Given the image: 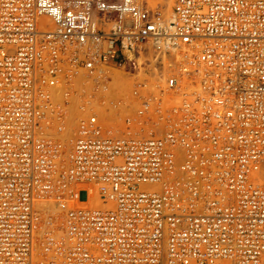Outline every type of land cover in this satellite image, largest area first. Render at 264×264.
Here are the masks:
<instances>
[{
  "label": "built area",
  "instance_id": "built-area-1",
  "mask_svg": "<svg viewBox=\"0 0 264 264\" xmlns=\"http://www.w3.org/2000/svg\"><path fill=\"white\" fill-rule=\"evenodd\" d=\"M0 264H264V0H0Z\"/></svg>",
  "mask_w": 264,
  "mask_h": 264
},
{
  "label": "rangeland",
  "instance_id": "rangeland-1",
  "mask_svg": "<svg viewBox=\"0 0 264 264\" xmlns=\"http://www.w3.org/2000/svg\"><path fill=\"white\" fill-rule=\"evenodd\" d=\"M173 3L174 0H144L145 6L148 9H150L152 12L159 13V15L163 19H169L171 15ZM149 56L150 55L148 54L142 55L140 58L138 57L139 59H135L134 62L128 64L125 69L116 68L114 70L115 76L112 79L113 83H111V89H112L111 92L114 98L125 99V100L130 99L129 96H131V91L135 81L142 80L143 78H145L143 77L144 76L143 74H149L151 71V67L149 65ZM126 95H128V97H126ZM76 106H73V109L76 111V113L73 110H72L73 112L71 113L72 116L71 126L73 128L76 127V122H77L76 119H78V117L81 115L80 112L79 114L77 113V111L79 110H77L78 108ZM132 106L130 109L131 111H133L134 109V105ZM76 114H78L79 116H77ZM87 199H88L87 193L82 192L80 194V200L85 201Z\"/></svg>",
  "mask_w": 264,
  "mask_h": 264
},
{
  "label": "bare ground",
  "instance_id": "bare-ground-1",
  "mask_svg": "<svg viewBox=\"0 0 264 264\" xmlns=\"http://www.w3.org/2000/svg\"><path fill=\"white\" fill-rule=\"evenodd\" d=\"M143 1H144V0H143ZM147 72H148V71H147ZM143 75H144V74H143ZM114 76H115V75H114ZM140 77H142V76H140ZM143 77H145V75H144ZM138 79H139V78H138ZM143 79H144V78H143ZM112 83H113V80H112ZM119 83H120V81H119ZM122 84H123V83H122ZM126 86H127V85H126ZM111 90H112V89H111ZM111 93H112V92H111ZM115 94H116V93H115ZM126 97H128V95H126ZM129 98H131V96H129ZM127 99H128V98H127ZM129 100H130V99H129ZM75 102H76V100H75ZM74 106H76V104H75ZM76 107H77V106H76ZM76 107H75V108H76ZM132 107H133V106H132ZM71 110H73V111L76 113V111L73 109V107L71 108ZM77 110H78V109H77ZM73 111H72V112H73ZM72 112H71V113H72ZM77 113L79 114V111H77ZM78 114H76V115L79 116ZM80 116H81V115H80ZM80 116H79V117H80ZM79 117H78V118H79ZM71 118H72V116H71ZM76 120H77V119H76ZM71 123H72V121H71Z\"/></svg>",
  "mask_w": 264,
  "mask_h": 264
}]
</instances>
